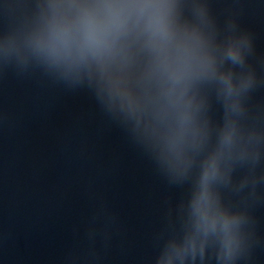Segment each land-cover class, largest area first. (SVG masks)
<instances>
[{"label":"clouds","instance_id":"1","mask_svg":"<svg viewBox=\"0 0 264 264\" xmlns=\"http://www.w3.org/2000/svg\"><path fill=\"white\" fill-rule=\"evenodd\" d=\"M264 4V0H260ZM244 0H0V74L86 92L179 196L148 264H248L264 204V54ZM103 200L69 264H99Z\"/></svg>","mask_w":264,"mask_h":264},{"label":"water","instance_id":"2","mask_svg":"<svg viewBox=\"0 0 264 264\" xmlns=\"http://www.w3.org/2000/svg\"><path fill=\"white\" fill-rule=\"evenodd\" d=\"M244 2L243 22L264 54V4ZM178 196L86 92L38 73L0 74V264H69L101 200L116 224L99 264H148L153 234ZM256 214L261 241L248 264H264V204Z\"/></svg>","mask_w":264,"mask_h":264}]
</instances>
